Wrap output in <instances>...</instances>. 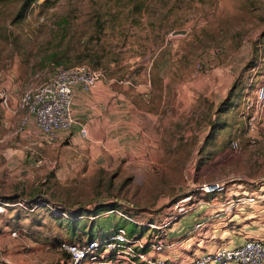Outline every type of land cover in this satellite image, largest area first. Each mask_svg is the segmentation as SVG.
I'll return each instance as SVG.
<instances>
[{
  "label": "rangeland",
  "instance_id": "rangeland-1",
  "mask_svg": "<svg viewBox=\"0 0 264 264\" xmlns=\"http://www.w3.org/2000/svg\"><path fill=\"white\" fill-rule=\"evenodd\" d=\"M51 2L37 0L20 18V0L0 4V90L18 101L33 74L43 79L58 68L50 54L96 52L98 67L87 58L73 67L101 71L122 92L126 140L97 154L24 134L0 145V197L36 205L0 216L5 260L55 264L59 242L88 241L98 228L146 239V224L168 223L153 231L165 234L176 217L177 227L190 221L181 210L201 197L203 183L264 191V108L255 110L264 82V0ZM103 204L108 211L93 213Z\"/></svg>",
  "mask_w": 264,
  "mask_h": 264
},
{
  "label": "built area",
  "instance_id": "built-area-1",
  "mask_svg": "<svg viewBox=\"0 0 264 264\" xmlns=\"http://www.w3.org/2000/svg\"><path fill=\"white\" fill-rule=\"evenodd\" d=\"M102 80L101 71L86 66L56 68L43 79L39 74H33L25 83L14 110L9 108L7 91L1 89L0 105L4 110L23 113L17 122L15 134H24L29 139L32 134L27 130V126L32 121L35 128L33 136L51 145L58 140L60 133L71 131L75 125L72 114L74 88L87 93ZM255 104L259 109L264 108V82L257 85ZM247 127L253 129L251 123ZM79 135L85 138L86 130L80 128ZM231 146L232 149L236 148L234 143ZM38 165L40 162L35 164ZM197 189L201 195L223 194L226 191L224 183L218 181L203 183ZM237 203L250 204L253 203V198L244 197ZM7 208L30 213L36 206L28 205L19 199L13 202L0 199V216ZM186 212L181 210V215ZM114 213L130 223L139 225L122 214ZM167 224L162 226L146 224L151 231L146 239L137 235L128 236L124 229H119L104 241H80L72 244L60 242L57 250L62 257L55 264H264V241L257 239H246L240 245L231 248L218 247L182 262L164 258L162 253L167 248L165 235L155 234L153 231L162 230ZM201 226V223H195L190 233L198 231ZM10 235L14 237L15 233L12 232ZM0 264L12 263L5 260L0 253Z\"/></svg>",
  "mask_w": 264,
  "mask_h": 264
},
{
  "label": "crops",
  "instance_id": "crops-1",
  "mask_svg": "<svg viewBox=\"0 0 264 264\" xmlns=\"http://www.w3.org/2000/svg\"><path fill=\"white\" fill-rule=\"evenodd\" d=\"M115 89L112 81L107 80L99 81L87 93L74 88L72 114L75 125L71 132L60 133L57 143L87 148L92 153L95 151V154H97L96 150H106L112 144L123 148L120 143L126 140L127 131L124 130V125L127 124L125 122L127 116L122 115V110L127 103L122 92H117ZM8 95L9 108L14 110L17 102L15 95L13 93ZM255 110L257 112L261 109L256 107ZM19 117V113L4 110L0 105V145H13L10 139L14 138L16 126L15 128L13 126ZM253 119H249L247 125L251 123L254 128ZM80 128L86 130L85 138L79 135ZM11 130L12 133H10ZM27 130L32 134L29 140L35 139L32 121L28 123ZM5 197L7 196L0 198ZM244 197L253 198V203L244 205L237 203ZM186 211L192 216L187 225L177 227L179 220L182 219L178 216L176 221L166 229L164 235L167 248L162 254L164 258L182 262L205 252H211L218 247L238 246L246 239L264 241V191L262 189L248 191L237 186V188L227 189L218 197L201 195L190 203ZM195 223H201L202 226L198 231L190 233Z\"/></svg>",
  "mask_w": 264,
  "mask_h": 264
},
{
  "label": "trees",
  "instance_id": "trees-1",
  "mask_svg": "<svg viewBox=\"0 0 264 264\" xmlns=\"http://www.w3.org/2000/svg\"><path fill=\"white\" fill-rule=\"evenodd\" d=\"M10 1L11 0H0V4L7 3V2H10ZM57 1L58 0H52L51 3H55ZM140 1H141V3H144L147 0H140ZM36 2H37V0H20V6H19V9H18V12H17V16L19 18L20 17H23L25 15L26 11L33 4H35ZM62 58L67 59V60H69V58H72L73 59V62H69V63L66 64L64 62L60 63V62L57 61L58 59H62ZM84 58H87V60L90 61V65L92 67H98V65L96 64V61H98V59H101V57L96 52H88L86 50V51H81V52H75L73 54V56L72 55H69V54H66V53H57V52H54V53L50 54L49 61L51 63L54 62V65H56V67H58V68H69V67H73L75 64H80L83 61ZM227 101H223L220 104L219 109L221 110V113H225V111L228 110L227 107H224L223 108V106L226 105L225 103ZM14 198L15 197H13V198L12 197H6V198H0V199L3 200V201H6V202H13L14 200H16ZM98 207H99L98 210L95 211V212H93L95 214L98 212L97 215H99V213H103V212L108 211L109 210L108 208L111 207V205L103 204V205L98 206ZM45 208L47 209V211H49V213H50L51 216L56 215V212L53 210V207H51L52 208L51 209L49 206H46L45 205ZM113 212H115V210ZM124 221L127 222V223H130V222L126 221V220H124ZM131 224L134 225L135 228H137L138 226H140V225L133 224V223H131ZM148 224H151L152 225V223H148ZM75 225H76V223H75V220H74L73 223H72V227H74ZM110 228L112 229V231L111 232H108L110 230ZM119 229H123V228H121V227H114L113 226V227H107L105 229L98 228L95 231L92 229L91 231H89L90 234L88 233L91 236H89V238L87 240L88 241H92V240H100V241L108 240L109 237H111L113 234H115L117 232V230H119ZM132 235H135V234L134 233H131L128 236H132ZM137 236H142V233L140 232V234L137 235ZM77 241L79 242V239H77ZM77 241H75V242H77ZM62 242H66V243L72 244V243H74V240H72V241H62Z\"/></svg>",
  "mask_w": 264,
  "mask_h": 264
},
{
  "label": "water",
  "instance_id": "water-1",
  "mask_svg": "<svg viewBox=\"0 0 264 264\" xmlns=\"http://www.w3.org/2000/svg\"><path fill=\"white\" fill-rule=\"evenodd\" d=\"M175 34L183 35L184 32L183 31H177V32H175Z\"/></svg>",
  "mask_w": 264,
  "mask_h": 264
},
{
  "label": "bare ground",
  "instance_id": "bare-ground-1",
  "mask_svg": "<svg viewBox=\"0 0 264 264\" xmlns=\"http://www.w3.org/2000/svg\"><path fill=\"white\" fill-rule=\"evenodd\" d=\"M184 201H186V200H184Z\"/></svg>",
  "mask_w": 264,
  "mask_h": 264
}]
</instances>
